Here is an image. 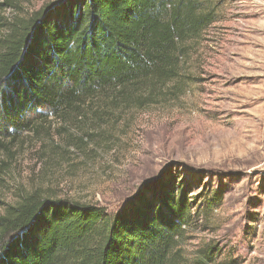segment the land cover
<instances>
[{"label": "trees", "instance_id": "obj_1", "mask_svg": "<svg viewBox=\"0 0 264 264\" xmlns=\"http://www.w3.org/2000/svg\"><path fill=\"white\" fill-rule=\"evenodd\" d=\"M217 4L58 0L9 21L2 12L12 5L0 0V149L48 116L60 134L71 122L79 131L89 117L156 102L169 85L178 92L193 80L183 72L189 44L216 21ZM189 195L168 178L113 215L37 193L0 203V264H213L216 245L185 256Z\"/></svg>", "mask_w": 264, "mask_h": 264}, {"label": "rangeland", "instance_id": "obj_2", "mask_svg": "<svg viewBox=\"0 0 264 264\" xmlns=\"http://www.w3.org/2000/svg\"><path fill=\"white\" fill-rule=\"evenodd\" d=\"M9 1L2 16L12 21L58 0ZM215 1L216 21L185 57L192 81L151 104L89 117L80 132L71 122L60 134V120L44 118L0 149V203L37 193L113 215L169 178L190 194L189 261L209 243L213 264H264V0Z\"/></svg>", "mask_w": 264, "mask_h": 264}]
</instances>
